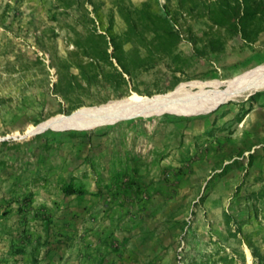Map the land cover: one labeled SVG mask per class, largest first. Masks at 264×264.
I'll return each mask as SVG.
<instances>
[{"label": "rangeland", "instance_id": "374dc122", "mask_svg": "<svg viewBox=\"0 0 264 264\" xmlns=\"http://www.w3.org/2000/svg\"><path fill=\"white\" fill-rule=\"evenodd\" d=\"M119 1L166 17L181 40L123 74L117 95L109 66L91 68L90 83L78 76L73 64L90 60L73 43L75 7L0 0V264H98L123 245L110 240L116 226L155 234L145 264H264V79L212 98L264 65V3L244 24L257 33L245 41L188 2L87 0L108 38L126 29ZM167 93L192 97L178 111L145 108L23 137L81 108ZM67 184L88 194L67 195Z\"/></svg>", "mask_w": 264, "mask_h": 264}, {"label": "trees", "instance_id": "16d2710c", "mask_svg": "<svg viewBox=\"0 0 264 264\" xmlns=\"http://www.w3.org/2000/svg\"><path fill=\"white\" fill-rule=\"evenodd\" d=\"M87 0H56V7L68 10L75 7L76 16L73 17L71 32L74 34V45L80 48L84 57L90 61L86 64L74 63L80 76L90 83L91 68L98 64L109 66L113 69L105 77L111 80L112 90L117 95L121 94L120 82L127 84L123 74L131 77L133 72L146 64L149 54H168L180 43V35L172 28L166 17L153 13L146 5L133 7L123 1L117 4V11L126 24V29L118 35L108 38L99 31L91 12L85 6ZM257 0H178L179 3L188 2L198 11H205L208 19L218 27L227 28V21L232 22L236 34L245 41L255 39L257 33L247 30L244 24L252 21L250 14L256 11ZM264 3V0H259ZM227 11H234V17L229 19ZM253 17V16H252ZM231 24V23H229ZM80 27V29H77ZM227 31H230L227 28ZM129 43L131 48L124 50L123 45ZM111 48V51L109 49ZM116 62V65L114 62ZM133 181H128L127 186H132ZM67 195H86L88 191L81 186L67 184L63 189Z\"/></svg>", "mask_w": 264, "mask_h": 264}, {"label": "bare ground", "instance_id": "6f19581e", "mask_svg": "<svg viewBox=\"0 0 264 264\" xmlns=\"http://www.w3.org/2000/svg\"><path fill=\"white\" fill-rule=\"evenodd\" d=\"M263 79L264 65L252 69L240 77L231 80L225 90L216 92L212 98L214 101H221L252 87L255 83ZM204 93H206V91ZM190 97H192L190 96V93H185L183 96H179L176 93H167L152 97L133 96L118 99L101 106L81 108L71 116H57L51 118L40 124L35 130L41 129L44 126L53 128H63L68 126L78 128L89 127L96 122L110 119L115 116H124L145 108L178 111L180 108H185V103L183 102Z\"/></svg>", "mask_w": 264, "mask_h": 264}, {"label": "crops", "instance_id": "0c3cea01", "mask_svg": "<svg viewBox=\"0 0 264 264\" xmlns=\"http://www.w3.org/2000/svg\"><path fill=\"white\" fill-rule=\"evenodd\" d=\"M123 207L121 202L115 206L118 212L116 218L118 219V224L122 223V217H124ZM116 228L120 230L113 231V234L110 233V240H116L123 245L116 248H108L98 264H145L143 261L145 248L150 246L155 249V234L149 233V229H147V232L131 235L123 232L120 226H116Z\"/></svg>", "mask_w": 264, "mask_h": 264}, {"label": "water", "instance_id": "95a60500", "mask_svg": "<svg viewBox=\"0 0 264 264\" xmlns=\"http://www.w3.org/2000/svg\"><path fill=\"white\" fill-rule=\"evenodd\" d=\"M72 128H77V129H79V130H84V129H90V128H92V126H91V127H90V126H89V127H81V128L68 126V127L59 128V129H57V130L72 129ZM46 129H47V126H44V127L41 128V129H38V130H34V131H31V132L25 133V134L23 135V137H30V136H32V135L38 134V133H40V132H43V131H45Z\"/></svg>", "mask_w": 264, "mask_h": 264}]
</instances>
